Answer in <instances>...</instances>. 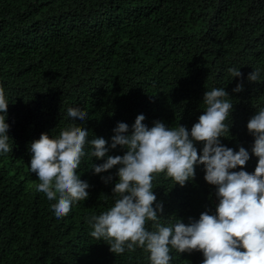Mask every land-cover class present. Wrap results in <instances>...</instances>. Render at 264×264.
Returning a JSON list of instances; mask_svg holds the SVG:
<instances>
[{
	"label": "trees",
	"instance_id": "1",
	"mask_svg": "<svg viewBox=\"0 0 264 264\" xmlns=\"http://www.w3.org/2000/svg\"><path fill=\"white\" fill-rule=\"evenodd\" d=\"M232 67L240 78L231 77ZM256 68L260 79L250 83L245 77ZM237 82L243 89L233 93ZM0 85L10 101L13 142L0 155V264H149L142 248L115 254L107 240L90 236L86 218L117 198L115 167L93 174L86 154L77 171L89 196L57 220L35 190L28 145L42 132L56 139L70 124L82 126L67 119L69 108L89 114L88 139L108 141L117 122L131 125L140 113L149 127L160 120L190 128L204 109L203 93L224 87L233 110L221 142L248 148L246 122L264 107V0H0ZM123 151L117 146L109 154ZM257 159L250 153L245 170L252 172ZM109 173L113 180L104 183L100 177ZM154 175L162 224L214 211L215 188L202 167L184 186ZM170 255L171 264L202 260L195 250Z\"/></svg>",
	"mask_w": 264,
	"mask_h": 264
},
{
	"label": "clouds",
	"instance_id": "2",
	"mask_svg": "<svg viewBox=\"0 0 264 264\" xmlns=\"http://www.w3.org/2000/svg\"><path fill=\"white\" fill-rule=\"evenodd\" d=\"M228 71L232 78L242 76L240 68ZM260 74V68L252 69L245 79L256 82ZM242 89L237 82L232 92ZM229 97L224 87L205 91L204 109L190 128L170 127L160 120L149 127L140 113L131 125L117 122L108 141L93 134L88 139L89 129L83 125L89 114L69 108L67 119L82 126L70 124L56 139L42 132L28 145L29 170L39 181L35 190L50 202L55 219L67 215L73 204L89 196L90 185L77 171L87 154L93 174L115 167L111 192L117 198L106 210L86 218L90 236L107 240L111 253L142 248L149 254V264H171V249L179 254L195 250L202 256L200 264H264V107L246 122L251 145L234 150L221 142L225 133L229 135L231 122L225 123L233 110ZM9 103L0 85V155L13 148L6 122ZM197 142H201L199 154ZM117 146L123 154L110 155ZM250 153L258 158L252 172L243 167ZM93 158L101 162L94 163ZM197 167L215 188L214 211L206 209L187 223L175 216L174 222L162 224L163 205L153 191L154 174L163 172L174 184L184 186L193 180ZM100 178L104 183L113 180L111 173ZM148 221L154 222L151 230L145 227Z\"/></svg>",
	"mask_w": 264,
	"mask_h": 264
}]
</instances>
